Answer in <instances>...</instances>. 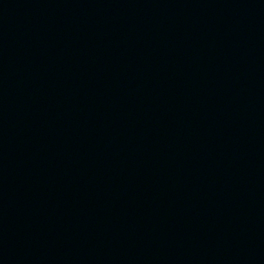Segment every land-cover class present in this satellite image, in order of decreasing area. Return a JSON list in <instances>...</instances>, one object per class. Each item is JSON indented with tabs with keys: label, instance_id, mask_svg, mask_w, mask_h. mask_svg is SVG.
Here are the masks:
<instances>
[{
	"label": "water",
	"instance_id": "obj_1",
	"mask_svg": "<svg viewBox=\"0 0 264 264\" xmlns=\"http://www.w3.org/2000/svg\"><path fill=\"white\" fill-rule=\"evenodd\" d=\"M0 264H264V0H0Z\"/></svg>",
	"mask_w": 264,
	"mask_h": 264
}]
</instances>
